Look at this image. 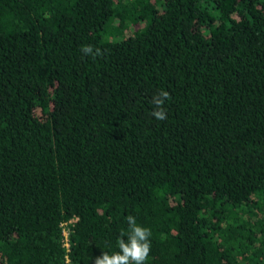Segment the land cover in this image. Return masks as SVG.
I'll return each mask as SVG.
<instances>
[{"label":"trees","instance_id":"trees-1","mask_svg":"<svg viewBox=\"0 0 264 264\" xmlns=\"http://www.w3.org/2000/svg\"><path fill=\"white\" fill-rule=\"evenodd\" d=\"M128 215L146 264H264V0H0V264H94Z\"/></svg>","mask_w":264,"mask_h":264},{"label":"clouds","instance_id":"clouds-1","mask_svg":"<svg viewBox=\"0 0 264 264\" xmlns=\"http://www.w3.org/2000/svg\"><path fill=\"white\" fill-rule=\"evenodd\" d=\"M81 51L93 59L103 54L100 48H93L92 45L82 46ZM169 100H171L170 93L161 89L152 98L155 108L151 115L157 120L167 119L164 105ZM126 221L128 224L127 232L122 231L117 240L119 250L111 255L104 251L101 256L95 258L94 264H146L151 252V230L139 225L132 215H128Z\"/></svg>","mask_w":264,"mask_h":264},{"label":"built area","instance_id":"built-area-1","mask_svg":"<svg viewBox=\"0 0 264 264\" xmlns=\"http://www.w3.org/2000/svg\"><path fill=\"white\" fill-rule=\"evenodd\" d=\"M66 225V222L63 223V235H64V239H63V244L64 246L68 249L69 247V242H68V231H67V228L65 227ZM64 264H70L68 258L65 259V262Z\"/></svg>","mask_w":264,"mask_h":264}]
</instances>
